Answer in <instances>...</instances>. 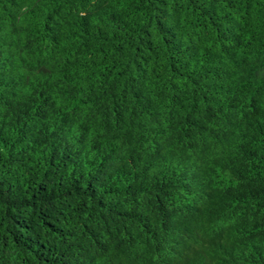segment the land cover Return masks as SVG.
I'll return each mask as SVG.
<instances>
[{"label":"trees","instance_id":"obj_1","mask_svg":"<svg viewBox=\"0 0 264 264\" xmlns=\"http://www.w3.org/2000/svg\"><path fill=\"white\" fill-rule=\"evenodd\" d=\"M0 264H264V0H0Z\"/></svg>","mask_w":264,"mask_h":264},{"label":"snow or ice","instance_id":"obj_2","mask_svg":"<svg viewBox=\"0 0 264 264\" xmlns=\"http://www.w3.org/2000/svg\"><path fill=\"white\" fill-rule=\"evenodd\" d=\"M101 2H102V0H101ZM0 99H2V97H0Z\"/></svg>","mask_w":264,"mask_h":264}]
</instances>
